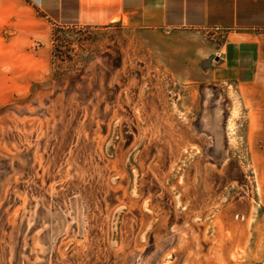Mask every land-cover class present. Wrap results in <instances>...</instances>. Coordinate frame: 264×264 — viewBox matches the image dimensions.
Segmentation results:
<instances>
[{
    "label": "rangeland",
    "instance_id": "obj_1",
    "mask_svg": "<svg viewBox=\"0 0 264 264\" xmlns=\"http://www.w3.org/2000/svg\"><path fill=\"white\" fill-rule=\"evenodd\" d=\"M16 5H0V264H264V63L222 82L227 29Z\"/></svg>",
    "mask_w": 264,
    "mask_h": 264
},
{
    "label": "crops",
    "instance_id": "obj_2",
    "mask_svg": "<svg viewBox=\"0 0 264 264\" xmlns=\"http://www.w3.org/2000/svg\"><path fill=\"white\" fill-rule=\"evenodd\" d=\"M32 10L51 24L105 25L127 21L161 33L203 28L227 29L220 57L213 63L222 82L251 81L264 63V0H0Z\"/></svg>",
    "mask_w": 264,
    "mask_h": 264
},
{
    "label": "bare ground",
    "instance_id": "obj_3",
    "mask_svg": "<svg viewBox=\"0 0 264 264\" xmlns=\"http://www.w3.org/2000/svg\"><path fill=\"white\" fill-rule=\"evenodd\" d=\"M166 261V260H165Z\"/></svg>",
    "mask_w": 264,
    "mask_h": 264
}]
</instances>
